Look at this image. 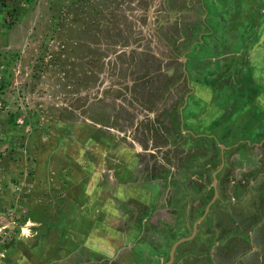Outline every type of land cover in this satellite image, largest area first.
I'll return each mask as SVG.
<instances>
[{
    "label": "crops",
    "instance_id": "1",
    "mask_svg": "<svg viewBox=\"0 0 264 264\" xmlns=\"http://www.w3.org/2000/svg\"><path fill=\"white\" fill-rule=\"evenodd\" d=\"M219 1L225 0H177L181 11H177L174 18L185 21L187 25L175 26L179 28L180 41L183 39L188 41L185 47V52L188 53L178 51L177 55H183V58L179 60L182 63H188L187 67L180 69L174 64L176 61L170 64L171 61H167L162 56L156 62L155 59L160 50L149 34L150 36L145 38L146 47H141V50L136 49L137 51L134 52L145 55L149 59L153 58V61H141L143 65L137 64L131 68L127 67L123 72L118 71L114 80L108 83L103 82L104 78L101 77L103 80L99 84L104 87L101 89L104 91L110 89L116 93L114 98H108L106 93H104L105 97L103 95L99 97L106 105L108 112L100 111L86 115L90 118H83L80 121L82 123H77L76 133L67 138L65 144L63 129L57 127L58 131L52 134L54 138L50 139L51 142L45 151L39 152L42 156L39 154L36 156V164L32 165V173H30L39 185L35 196L40 195L43 189L45 191L40 197L35 198L39 199L37 201L39 203L42 199V206L50 208V217L42 225L37 223V230L34 233L31 232V236H17L0 249V264H140L139 259L142 256L146 258L148 255L147 264H173L174 259L180 255L181 246L188 248L195 242L193 240L189 243L184 242L177 247L173 245L180 239L193 235L196 224L199 223L195 227L196 235L204 227L201 222L206 217L203 216L204 219L200 217L202 210L197 209L198 197L192 195H196L198 189H203L199 187L204 186L205 178L209 179L210 175L218 174L220 169H217V163L215 164L210 156L201 157L193 154L197 143L205 148L208 146L213 154L217 152L212 136L203 139L202 136L206 133L204 130L220 128L221 132L218 133L220 138L217 142L220 148L224 147L222 152L227 159L228 169L234 170L237 179L242 180V183L246 185L242 187H255L258 192L264 191V102L257 103L259 115L253 107V102L260 93L264 94V91H261L259 86L255 87L254 79L251 77V74L261 72V69L256 64H253L251 68L248 67L249 53L245 56V50L242 49L241 52L239 45L240 38L246 37L249 52L260 53L258 57L261 58V62H264V20L262 18L264 0H256L254 3L253 0H241L244 22L251 18L250 24L245 22L246 26L243 25V21L239 22V16L233 12L238 8V0H229L226 5ZM209 5H212L213 10L218 14L212 13V17L215 16L217 21V31L209 28L207 31L202 27L210 25L208 18L212 10ZM260 21L261 25L258 26ZM79 22L87 31L85 25L89 21L84 19ZM191 23H201L202 26L198 27L205 30L199 38L201 46L197 45L199 42L196 44L199 39L190 40V35L186 34L185 30ZM252 25L262 30L258 31L255 27L252 31ZM243 26L246 28L244 29ZM74 31L76 32L77 28ZM250 31L252 35L248 36ZM122 33L120 26L119 35ZM125 41L123 39V44ZM78 42L79 40L71 42L72 48L82 46ZM117 45L124 56L130 54L131 51L125 53V46L123 48L120 43ZM90 47L93 48V46ZM200 52L205 53V56L201 55V58L205 59L197 57ZM212 53L214 55H211ZM103 54L98 55V58L101 61H107ZM91 56V51L85 49L81 62L87 70H93V74L99 75L103 70L99 69V66L91 67ZM108 60L110 61L111 58L108 57ZM76 69L77 74L80 75L82 70ZM181 74L183 75L180 77ZM183 79H187V84H184ZM85 84L81 86V91L90 90L89 83L85 82ZM223 91L225 92L222 96ZM185 97H188L189 101L183 112V120H180L179 114L171 115L169 111L174 104L177 108L184 103ZM209 97L210 101H208ZM215 100L221 103L220 108L217 107ZM206 101L210 107L208 111L204 107ZM187 111L193 114L192 118ZM206 115L209 116L208 124H205L204 119L200 121ZM35 116L34 112L27 115V118L31 117L29 119L31 125L34 122L39 125ZM51 116L54 124H59L53 117L55 113ZM137 118L138 122H152L153 125H145L140 134H136L135 130L122 132L125 127L117 125L126 123L128 119ZM196 119L200 123L203 122L200 125L202 129L195 124ZM223 120L232 123L229 126L234 131H230L232 141L225 137ZM155 122L164 123L167 128L162 129V124L157 126ZM7 126L10 128V125L7 124ZM180 126L184 132H181ZM26 127L31 130L30 125ZM83 134L85 135L82 136ZM211 134L214 135V133H206V135ZM246 136L253 141H245ZM138 142L141 145L140 149L136 145ZM100 144L102 146H99ZM239 144L241 146H238ZM235 154H238L237 160L234 159ZM247 158L248 163L239 162L240 159L247 160ZM127 159H130L128 164L135 162V166H129L126 169L133 172L125 182L129 187L148 185L152 189L157 185L158 192L151 195L149 191V196L159 202L157 205L159 209L163 208L162 215L161 211L157 213L159 216L155 218L156 223L172 224L173 220L177 221L168 203L172 202L171 199L175 202L177 196L175 191L179 187L192 196L190 206L195 210L188 216V229L178 228L176 231H180L179 234L173 233L169 242L166 241L167 249L163 259L162 252L159 251L164 244L159 235L160 232L152 225L139 226L140 222H145L147 218L143 206L133 205L134 207L126 208V212H131L133 209L135 212L130 214L129 218H124L126 213L122 215L120 212L115 215L117 221H111V217L105 216L107 204L110 203L115 191L117 189L120 191L121 188L118 186L120 178L116 172L120 169V165L123 167L124 164L126 168ZM133 159L134 162H132ZM124 168L122 176L126 174ZM234 184L240 183L235 181ZM87 185L90 190L88 194L83 193ZM208 199L204 198L202 202L206 203ZM224 200L228 201L227 198ZM216 208L217 206L214 207L215 210ZM36 214H34L36 217L40 216ZM214 216L215 212L209 217L215 220ZM232 216L234 217L227 216L230 220L223 219L221 226L213 225L214 235L218 238L214 237L212 241L218 248L227 242V248L232 249V243L228 237L226 236L227 240H221L217 234L218 230H230L231 221L239 225L243 222L241 217L233 214ZM133 218L138 221V227L131 232L128 225L132 223ZM253 218L256 219L255 230H258V237L255 232L254 242L255 239L261 238L260 234L264 230V203L263 206L258 201L253 204ZM215 222L217 224V221ZM207 229L208 227L205 235L208 233ZM253 242L251 241L249 245L251 251L245 258L240 255L235 257L238 261H243L241 264H251L249 262L257 260L264 254V250L261 251L259 245H257L259 249L255 251ZM172 247L173 257H170ZM154 250L159 252L154 253ZM116 251H118L117 254ZM222 255L224 258L221 262L227 258L224 254ZM229 264H233L232 259Z\"/></svg>",
    "mask_w": 264,
    "mask_h": 264
},
{
    "label": "rangeland",
    "instance_id": "2",
    "mask_svg": "<svg viewBox=\"0 0 264 264\" xmlns=\"http://www.w3.org/2000/svg\"><path fill=\"white\" fill-rule=\"evenodd\" d=\"M109 2L107 0H0V228H5L3 231L5 234L0 235V238L4 241L0 249L4 248L10 240L17 236H31V232L34 233L37 230V223L42 225L49 219L50 208L42 206V199H40L39 203L37 202L39 199L35 198L37 196L40 197L45 192L44 189L40 195L35 196V193L32 195L30 200L32 206H29V208L19 209L18 201L25 195V191L28 192L29 189L38 192L39 185L36 179L31 177V167L36 164V156L38 154L42 156L39 152L45 151L50 144L49 142H51L50 139L54 138L52 134L58 131L57 127L63 129L65 144L66 139L76 133L77 123H82L80 121L83 118H90L86 115L100 111L108 112L106 105L102 103L99 97L101 95L105 97L104 93H106L108 98H114L116 93L110 89L107 91L101 89L104 88L103 85L99 84L103 80L101 77L104 80L106 79L103 82L108 83L114 80L118 71L123 72L127 67L131 68L137 64L143 65L144 63H141V61H153V58L149 59L145 55H138L134 52L141 50V47H146V36L151 35L154 38L153 43L160 50L159 54H157V59H155L156 62L159 61L161 56L168 59L169 55L172 54L179 56L177 55L178 51L181 53L185 52L188 41L184 39L180 41L181 36L176 35V31H179V28L175 25L183 27L187 23L174 18L176 15L167 17V13L170 11L167 6L170 3L166 4V0H109ZM209 6L212 13L216 14L213 12L212 5ZM84 19L89 21L85 25L87 31L83 29L82 24L79 22ZM213 22L210 28L217 31L218 25L214 19ZM119 25L123 31L122 35H119ZM75 28H77L76 32L74 31ZM78 33L81 35L80 39ZM250 35H252L251 31L248 36ZM78 39V43L82 46L72 48L71 42H75ZM123 39L126 40L125 45L123 44ZM191 39L197 40L198 38L196 36ZM118 43L123 45V48L125 46V53L131 51L130 54L124 56L118 48ZM239 45L241 52L245 50V56L247 55L246 53H249L248 67L251 68L253 64H256L261 69V72L251 74V77L254 79L255 87L259 86L261 91H264V62H261V58L258 57L260 53L256 51L249 52L246 37L240 38ZM90 46H93V48L91 49ZM85 49L91 51V67L99 66V69L103 70L99 75L93 74V70H87L81 62ZM187 53L185 52L184 54ZM101 54L105 56L107 61H101L98 58V55ZM108 57L111 58L110 61ZM132 61L134 64H132ZM170 64L173 63L170 62ZM76 68L82 70L80 75L77 74ZM35 72H38L37 75L39 77L34 75ZM87 73L93 77L88 88L90 90L81 91V86L86 85L85 82L89 81ZM66 85L67 87H65ZM224 92H222V96ZM205 97L207 98V96ZM228 100L230 101V99ZM208 101H210V97ZM258 101L264 102L263 93H260L259 97L253 102V107L259 115ZM215 103L218 108L221 107V103L218 100H215ZM92 107L95 112H93ZM204 107L206 111L209 110L210 107L207 101ZM31 112L36 113L35 118L39 121L40 126L38 125L36 130H29L25 126V119ZM52 113H55L53 117L59 124H54ZM9 114H19L14 132L5 123ZM203 119L205 124L209 123V116L206 115L200 121H203ZM138 121V118L128 119L126 123H118L117 125L125 127L122 132L135 130L136 134H140L144 130L145 125L152 124V122ZM227 121L223 120V129L225 130H228L232 124ZM154 124L159 126L162 123L155 122ZM161 128L165 129L167 126L163 123ZM21 131L24 134H21ZM131 136H133V133H131ZM244 138L245 141H253L248 136ZM254 141L256 143L255 139ZM4 142L6 145L3 144ZM136 145L140 149L141 145L139 142ZM28 146L32 148H27ZM99 146H102V144ZM238 146H241V144ZM7 155H10L9 159L18 157V160L11 162V160L4 158ZM129 161L130 159H127L125 163L127 165L126 168H124L123 164V167L120 165V169L117 170L116 174L120 178V185L118 186L121 188L120 191L118 189L115 191L104 211L105 216L111 217V221L116 220L115 215L118 212L124 215L126 208L135 206L134 200L139 197L136 195L134 198L128 199L131 186L129 187L125 182L133 172L126 169L129 166H135V162L128 164ZM123 168L127 176H122ZM156 186L150 189L151 195L158 192ZM136 189L140 195V190ZM178 189L191 196L186 190L180 187ZM84 192L86 194L90 192L88 185ZM203 193H201L202 196ZM192 196L199 197L197 194ZM202 196H200V199ZM207 198H209V195ZM184 201L185 203L181 208L182 212L173 216L177 220L175 222L173 220V232H171L169 225H166L168 226V232H160L159 235L162 241H165L166 237L167 242H169L173 233L177 232L179 234L180 231H176L178 228L180 230L188 229L189 217L187 221L184 220L186 213L188 215V206L187 200ZM173 203L172 201L171 204ZM209 205L210 202L207 204L206 209ZM214 207L215 205L210 207L209 214L205 215L207 218L201 222L204 227L193 240L195 244L188 248L181 246L180 255L177 259H174L173 264L231 263L232 258L229 253H232V249L227 248L226 251L222 252L227 256L224 260L227 263L221 262L224 257L220 254V248L213 244V237L206 240V228H210V230H207L211 234L213 225H217L215 222L217 221L216 214L214 216L215 220L214 218H208L215 212ZM247 208V204L243 205V209ZM170 210H172V206ZM31 212L33 216H35V213H42L37 218L43 221L37 222L36 217L31 220L28 217ZM179 219L183 221L178 222ZM108 220L110 221V218ZM149 221V219L145 220L147 227L150 226ZM12 222L15 226L10 238ZM136 222L138 223L137 220ZM260 236L261 238L255 239L252 244L255 251L259 247L261 251L264 250V230ZM201 241L204 242L201 243ZM166 249L167 245L163 244V248L159 250L162 252V259ZM244 250L249 251L240 255V257L245 258L250 253L251 248L247 247ZM159 251L154 250V253ZM148 259L149 255L146 258L142 256L139 259V263L147 264ZM232 263L241 264L243 261H238L237 258L236 261L232 260ZM249 263H264V254Z\"/></svg>",
    "mask_w": 264,
    "mask_h": 264
},
{
    "label": "flooded vegetation",
    "instance_id": "3",
    "mask_svg": "<svg viewBox=\"0 0 264 264\" xmlns=\"http://www.w3.org/2000/svg\"><path fill=\"white\" fill-rule=\"evenodd\" d=\"M167 3H170V5L167 6L168 9L170 10L167 13V17L171 16V15L173 17L177 11H181V8L178 5L177 0H166V4ZM199 25L202 26L201 23L190 24L189 28L185 30L186 34L190 35V38H192L193 36H197L198 39L200 37H202V35L205 33V30H203L205 28L202 26L203 27V29H202V27H198ZM176 35L177 36L179 35V31H176ZM190 40H192V39H190ZM199 41H200V39L196 43H198ZM201 53L202 52H200V54ZM174 56H175V54L169 55L168 59H166V60L167 61L170 60L171 63H172V61H176L174 64L177 65L178 67H180V69L188 66L187 65L188 63H186V62L182 63L179 60V58H181L183 55L176 56L177 58ZM184 57H185V55H184ZM132 64H134L133 61H132ZM182 75L183 74H181L180 77ZM87 76L89 79V81L87 83L90 84L92 82L93 77H91L90 74H88V73H87ZM178 82H179V80H178ZM183 82H184V84H186L187 79H183ZM187 101H189V98H187ZM182 105H185V103H182L177 108L175 107L176 104L171 106L169 114L178 115V114L182 113V115H183V112L186 110V108L184 109ZM92 110H93V112H95L93 107H92ZM188 112L189 111H187V113ZM202 123L203 122H201V123L198 122V119L195 120V124L198 125L200 129H202V127H200V125ZM180 124H181V122H180ZM216 128H217V126H216ZM228 129L229 130L223 129L224 134L228 140L232 141V133H230V131L231 132H234V131H232V128H230V127ZM188 132L190 134H193L191 131H188ZM204 132H206L208 134L214 133V135L213 134L206 135V133H204L202 137L204 139L205 137L208 138L209 136H212L214 138L215 143H216L215 147L218 151L217 152L215 151L216 153L213 154V152H211L209 150L208 146H207V148H205L204 146H201L199 143H197V145L195 146V151L193 154H194V156H201V157L210 156V158L215 161V164L217 163V169H219V168H221V169L219 170L218 174L216 175L215 184H214L213 180L211 179V175H210L209 179H206V178L204 179V182H203L204 186L199 187V188H203V189L197 190L196 194L199 195V197L197 199V203H198L197 209L202 210L201 216H203L206 212L207 204L209 202L211 203L213 201V204H211L210 207L214 204H215V206H217V208L215 210V214L217 217V225L218 226H221L223 219H228V217H227L228 215H230L231 217H234V216H232V214H233V215H237V216L242 218L243 222L240 223V225L237 222L231 221L230 223H231L232 227L229 228L230 230L227 231V229H225V231H221V230L217 231V234L219 235L221 240H227L226 239V236H227L229 241H231L232 253H229V254H230V257L232 258V260L235 261L236 260L235 257L237 255H241V254L247 253L249 251V250L245 251L244 249L249 247L251 241L253 242V239L255 238V232H256V235L258 237V230H255V224H254L256 219L253 218V204L256 201H258L263 206L264 191L258 192L255 187L254 188H249V187L245 188L246 185L242 183V180L237 179L235 171L228 169L227 159L225 158L221 148L219 147L220 144L217 142L218 139L220 138V135L218 134L221 132L220 128L215 129V130H204ZM237 155L238 154L234 155L235 156L234 159H236ZM239 155L241 157V154H239ZM208 162H210V161H208ZM239 162H247L248 163L249 160H248V158H247V160L240 159ZM228 171H230L232 173L230 174ZM235 181H238L240 184L235 185L234 184ZM144 183H146V182H144ZM242 185H245V186H243L244 188L242 187ZM135 187L140 190V195L137 193V197L138 196L139 197L137 200H134V202L136 203V205L143 206V209H147L148 213L150 214L151 219H149V218H146V219L150 220L149 221L150 225L155 226L153 228L155 230H157L158 232H162V231L168 232L169 231L167 228L168 226H166V225H169L171 232H173V230H174L173 224H171V223L170 224H168V223L164 224V222H162V224H159V223L155 222V218L157 216H159L157 213L161 211V215L163 214V210H162L163 208L159 209V207L157 206L159 204V202H157V200H154L149 196V191H150L151 187H148V185H140V186H135ZM204 189L208 192H206ZM202 192H204L203 196L201 194ZM208 195H209L208 201L206 203H203L202 202L203 199L207 198ZM200 196H202L201 199H200ZM225 198H227L228 201L224 200ZM186 199H188L187 206H188V216H189L195 209L193 210L190 206L191 205L190 200L192 199V196H189ZM170 201H173V200L171 199ZM142 202H143V205H142ZM149 203H151V204H149ZM245 204L248 205L247 209H243V205H245ZM168 205L171 208L170 202L168 203ZM132 207H134V206H132ZM210 207H209V211L206 215L209 214ZM170 211L173 213V215H175V212H173V210H170ZM132 213H135L134 209L131 210V212H126L125 217L129 218L128 217L129 214H132ZM208 218H210V217L208 216ZM228 220H230V219H228ZM131 222L135 223V224L137 223L135 218H133V220L131 219ZM144 225L147 227V222H140V224H139V226H141V227ZM208 229L210 230V228H208ZM209 230H208V233L206 235L207 236L206 240H209L212 237L213 238L215 237L217 239L218 236L214 235V232H212V231L210 234ZM225 232H226V234H225ZM166 241L167 240L165 237V241H163V243L165 245H166ZM203 242L204 241H201V243H203ZM226 244H227V242L222 244V247H220V250H221L220 254L221 255L223 254L222 252L226 251V249H227ZM117 253H118V251H116V254Z\"/></svg>",
    "mask_w": 264,
    "mask_h": 264
},
{
    "label": "trees",
    "instance_id": "4",
    "mask_svg": "<svg viewBox=\"0 0 264 264\" xmlns=\"http://www.w3.org/2000/svg\"><path fill=\"white\" fill-rule=\"evenodd\" d=\"M256 0H253V3L255 2ZM220 2V1H219ZM241 0H238V8L237 9H234L233 10V12H235V14H237V16H239V22H242L243 21V25H245L246 26V24H250L251 23V18H248V21H247V23L245 24V22H244V20L245 19H243L244 18V16H242V12H241V10H243L242 9V7H241ZM221 4H224V5H226V4H228L229 3V0L227 1V0H225V1H222V2H220ZM232 4V3H231ZM213 12H215L216 13V15H218L217 14V11H215V10H213ZM240 14V15H239ZM258 17H259V15H258ZM263 20H264V15H263ZM209 20L208 21H210V25L208 26V28H210V26L212 25V23H214L213 22V19H214V21L215 22H217L216 21V19H215V16H213L212 17V12H211V15H210V17L208 18ZM242 24V23H241ZM261 25V21L258 23V26H260ZM245 26H243L244 27V29L246 28ZM255 25H252L251 26V28H252V31H254V29H255ZM257 28V30L258 31H260V30H262V28H260V27H256ZM207 30V29H206ZM208 31V30H207ZM79 34V33H78ZM81 38V35L79 34V39ZM78 39V40H79ZM201 55H203V56H205V53L204 52H202L201 54H200V58H201ZM197 57H199V55H197ZM201 59H205V58H201ZM38 74V72H35L34 73V75H36V76H38L37 75ZM34 75H33V77H34ZM39 77V76H38ZM36 78V77H35ZM189 117L190 118H192L193 117V114L189 111ZM18 116H19V114H17V115H15V114H9L8 115V117H6V121H5V123L6 124H8V125H10V130L12 131V132H14L15 130H16V125H15V123H16V120H17V118H18ZM31 117H28V118H26L25 119V126H27V125H30V128L32 129V130H36V129H38V124L37 123H33L32 125L30 124V122H29V119H30ZM35 132H38V131H35ZM21 134H24L23 133V131H21ZM4 145H6V143L4 142L3 143ZM31 146V145H30ZM27 148H32V147H27ZM9 157H10V155H7L6 157H4L5 159H7V160H11V162L12 161H17L18 160V157H14V158H12V159H9ZM36 191H34V190H32V189H29L28 190V192L27 191H25V195L21 198V199H19V201H18V203H19V209L20 208H25V207H27V208H29V206H32L31 205V197H32V195H34V193H35ZM32 214V212L30 213V214H28V217L32 220V219H34V217H36V216H33V215H31ZM42 213H38V214H36V215H41ZM27 217V218H28ZM26 220V219H25ZM36 220H37V222H41V220H39L37 217H36Z\"/></svg>",
    "mask_w": 264,
    "mask_h": 264
},
{
    "label": "water",
    "instance_id": "5",
    "mask_svg": "<svg viewBox=\"0 0 264 264\" xmlns=\"http://www.w3.org/2000/svg\"><path fill=\"white\" fill-rule=\"evenodd\" d=\"M206 28H208V26H206ZM209 29H211V28H209ZM198 45L199 46H201L202 45V43H198ZM211 55H214V53H212ZM194 63V62H193ZM184 73L185 74H187L185 71H184ZM189 90H191L192 88L189 86ZM187 98L188 97H185L184 98V103H185V105H184V109L186 108V106H187ZM180 115V120H183V116H182V113H180L179 114ZM181 130H182V132H184V129L182 128V126H181ZM132 162H134V159L132 160ZM221 169V168H220ZM219 169V170H220ZM219 172V171H218ZM216 175H217V173H215V175L213 176V175H211V179L213 180V182H215V180H216ZM125 176H127V173L125 174ZM135 186H132L130 189H129V191H130V193H129V195H128V199L129 198H134L136 195H137V189L136 188H134ZM157 187V186H156ZM216 192V191H215ZM216 194V193H215ZM214 194V195H215ZM216 196V195H215ZM187 197H189V195L187 194V193H183V191H181L180 189H178V191H177V199L175 200V202L173 203V204H171V206H172V210H173V212H175V214H179V213H181L182 212V210H181V208L183 207V204L185 203V201L184 200H187L188 201V199H186ZM211 203H213V201L211 202ZM210 203V204H211ZM209 207H210V205L207 207V209H206V212H205V214L203 215V216H205L207 213H208V211H209ZM144 214L145 215H147L146 217L147 218H149V219H151V217H150V214L148 213V211H147V209H145V211H144ZM188 215H187V213H186V215H185V218H184V220L185 221H187V219H188V217H187ZM203 216H201L202 217V219H204V217ZM180 221H183L182 219H179V221L178 222H180ZM137 224V223H136ZM136 224H132L131 225V227L129 228V229H131V228H135V227H138ZM199 224V223H198ZM198 224H196L197 226H198ZM196 225L194 226V233H193V235H191L192 236V238H184V239H180L179 241H177L174 245H173V247H177L178 245H181V244H183L184 242L186 243V242H189V241H192L194 238H195V236H196V233H195V227H196ZM132 230V229H131ZM193 232V231H192ZM123 239H125V238H123ZM173 247H172V249L170 250V257H173ZM173 259V258H172ZM168 264V263H167Z\"/></svg>",
    "mask_w": 264,
    "mask_h": 264
},
{
    "label": "built area",
    "instance_id": "6",
    "mask_svg": "<svg viewBox=\"0 0 264 264\" xmlns=\"http://www.w3.org/2000/svg\"><path fill=\"white\" fill-rule=\"evenodd\" d=\"M11 224H12V229H11L10 238H11V236H12V234H13L14 226H15V225H13V222H12ZM4 229H5V228H0V235H4V234H5V233L3 232ZM22 231H23V230H22ZM3 244H4V241H3V239L0 238V246L3 245Z\"/></svg>",
    "mask_w": 264,
    "mask_h": 264
},
{
    "label": "clouds",
    "instance_id": "7",
    "mask_svg": "<svg viewBox=\"0 0 264 264\" xmlns=\"http://www.w3.org/2000/svg\"><path fill=\"white\" fill-rule=\"evenodd\" d=\"M206 26H207V25H204L203 27L206 28ZM206 29H207V28H206ZM193 37H196V36H193ZM196 44H197V43H196ZM197 45H198V44H197ZM198 46H199V45H198ZM30 129H31V128H30ZM114 212H116V211H114ZM122 213H123V212H122ZM123 217L125 218V216H123ZM116 224H117V223H116ZM131 225H132V223H131L130 225H128L129 228L131 227ZM131 229H132L131 232H133V229H134V228H131ZM125 235H126V231H125Z\"/></svg>",
    "mask_w": 264,
    "mask_h": 264
},
{
    "label": "bare ground",
    "instance_id": "8",
    "mask_svg": "<svg viewBox=\"0 0 264 264\" xmlns=\"http://www.w3.org/2000/svg\"><path fill=\"white\" fill-rule=\"evenodd\" d=\"M221 150L224 151V147L223 146H221Z\"/></svg>",
    "mask_w": 264,
    "mask_h": 264
}]
</instances>
